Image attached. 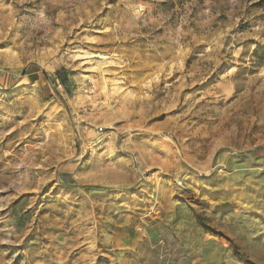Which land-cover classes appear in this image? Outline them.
<instances>
[{
  "label": "rangeland",
  "instance_id": "rangeland-1",
  "mask_svg": "<svg viewBox=\"0 0 264 264\" xmlns=\"http://www.w3.org/2000/svg\"><path fill=\"white\" fill-rule=\"evenodd\" d=\"M0 264H264V0H0Z\"/></svg>",
  "mask_w": 264,
  "mask_h": 264
}]
</instances>
